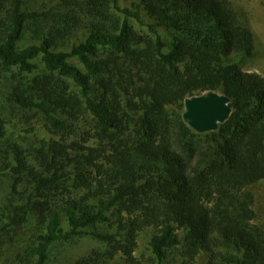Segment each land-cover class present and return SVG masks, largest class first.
Listing matches in <instances>:
<instances>
[{"label": "trees", "instance_id": "1", "mask_svg": "<svg viewBox=\"0 0 264 264\" xmlns=\"http://www.w3.org/2000/svg\"><path fill=\"white\" fill-rule=\"evenodd\" d=\"M255 51L231 0H0V83L52 135L26 145L0 111V237L36 217L18 261L49 264L88 236L99 246L71 264H264L250 189L264 180V75L242 67ZM209 90L231 113L198 133L183 101Z\"/></svg>", "mask_w": 264, "mask_h": 264}, {"label": "rangeland", "instance_id": "2", "mask_svg": "<svg viewBox=\"0 0 264 264\" xmlns=\"http://www.w3.org/2000/svg\"><path fill=\"white\" fill-rule=\"evenodd\" d=\"M234 4L238 5L242 11L246 13L248 23L252 28L256 39V51L253 57L244 59L242 67L246 71L256 72L264 75V0H231ZM124 6H129V2L123 3ZM148 20L147 16H144ZM131 24L136 31L146 33V27L138 24L134 19H130ZM160 33L163 38L170 40L168 33L164 29H160ZM32 42V38L29 34H24L20 45H26ZM71 61L76 62L75 59ZM14 102L9 96L8 88L0 83V111L3 107L11 109V113L7 116L8 128L14 137L19 138L20 142L36 144L41 139H48L52 135L48 133L43 126L42 121L38 115H34L32 112L14 107ZM75 135L70 133L68 138L72 139ZM255 197L254 209L256 211L255 221L264 225V180L255 184L250 188ZM15 204V203H13ZM33 217L24 224L22 227L15 228L11 231L9 236L2 235L0 242V264H23L18 261L15 253H19L22 246V240L26 239V236L35 229V219ZM29 223V224H28ZM1 224V223H0ZM27 225V226H26ZM27 233V234H26ZM9 241H13L10 243ZM99 246V243L91 237H83L80 239H72L66 244L57 243L50 250L49 264H71L73 260L81 255H85L91 249ZM10 247V249H9ZM137 258L145 263L151 257L147 245L146 237L143 235L139 238V247L135 253ZM171 260L172 258H168ZM111 264H124L121 259H116ZM196 264H203V259H199Z\"/></svg>", "mask_w": 264, "mask_h": 264}, {"label": "water", "instance_id": "3", "mask_svg": "<svg viewBox=\"0 0 264 264\" xmlns=\"http://www.w3.org/2000/svg\"><path fill=\"white\" fill-rule=\"evenodd\" d=\"M230 113V98L222 92L209 90L183 101L182 119L198 133L217 130Z\"/></svg>", "mask_w": 264, "mask_h": 264}]
</instances>
